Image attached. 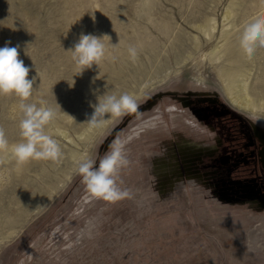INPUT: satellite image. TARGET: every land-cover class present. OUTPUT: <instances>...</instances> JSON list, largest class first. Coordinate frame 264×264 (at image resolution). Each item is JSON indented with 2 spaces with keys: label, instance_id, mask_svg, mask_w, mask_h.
<instances>
[{
  "label": "rangeland",
  "instance_id": "rangeland-1",
  "mask_svg": "<svg viewBox=\"0 0 264 264\" xmlns=\"http://www.w3.org/2000/svg\"><path fill=\"white\" fill-rule=\"evenodd\" d=\"M208 18L211 36L197 26ZM255 18L264 0H0V47L36 77L26 99L0 94V264H264V104L252 115L231 102L221 68L236 51H214ZM82 33L105 45L83 71ZM238 51L264 102V46ZM123 94L135 110L90 126L93 105ZM21 103L53 111L42 132L57 160L12 155ZM117 141L128 163L114 179L129 195L113 202L78 169Z\"/></svg>",
  "mask_w": 264,
  "mask_h": 264
},
{
  "label": "clouds",
  "instance_id": "clouds-1",
  "mask_svg": "<svg viewBox=\"0 0 264 264\" xmlns=\"http://www.w3.org/2000/svg\"><path fill=\"white\" fill-rule=\"evenodd\" d=\"M257 42L264 46V19L255 18L247 23L241 38V45L249 53ZM6 42L0 47V94H15L22 99L28 98L33 89L35 76L29 78L30 68L19 59L17 47H10ZM133 59L136 57L135 48H129ZM105 56V45L101 37L92 34H81L72 48V60L82 69L91 68ZM81 71V72H82ZM80 72V73H81ZM94 111L89 121L90 126H99L105 114L119 116L125 110H135L136 103L132 96L123 94L119 98L109 95L102 102L93 105ZM23 119L20 123L21 134L25 142L12 146L11 153L18 163L23 164L31 158L57 160L60 151L55 142L42 132L43 124L53 116V111L37 108L35 105L21 103ZM69 115V114H68ZM71 116V115H70ZM7 147L4 132L0 129V149ZM120 141H117L112 151L96 166L93 161L84 159L79 163V173L87 187L105 200L116 201L129 195L117 187L114 179L119 168L127 165L128 161L122 153Z\"/></svg>",
  "mask_w": 264,
  "mask_h": 264
},
{
  "label": "bare ground",
  "instance_id": "bare-ground-1",
  "mask_svg": "<svg viewBox=\"0 0 264 264\" xmlns=\"http://www.w3.org/2000/svg\"><path fill=\"white\" fill-rule=\"evenodd\" d=\"M230 13H231L230 10H228L226 12V17L230 16ZM197 26L200 28L202 32H204V34L209 35V36L213 34V29L215 28V24L212 18H208L204 20V22H201ZM229 31L230 30H226L225 32H223V34L221 35L223 37L222 44L216 45L214 49V51H216L217 48L219 49V47L222 46L224 52L236 51V54L228 59V61L234 62L236 64L221 68L224 74V81L226 83V91H227L228 97H230L231 102L237 108L243 111H246L252 115H256V112H255L256 109L262 107L264 102H262L261 99L256 97L254 93L255 88L249 87V85L247 84V80L249 79V74L247 72L248 69L245 65L246 64L245 61H243V58H242L243 54L238 51V47L241 42L240 43L239 42L236 43V41L235 42L231 41L228 43L226 42V40L228 39L227 37L229 35ZM6 151L7 149H3L2 153H6Z\"/></svg>",
  "mask_w": 264,
  "mask_h": 264
},
{
  "label": "flooded vegetation",
  "instance_id": "flooded-vegetation-1",
  "mask_svg": "<svg viewBox=\"0 0 264 264\" xmlns=\"http://www.w3.org/2000/svg\"><path fill=\"white\" fill-rule=\"evenodd\" d=\"M263 154V153H262Z\"/></svg>",
  "mask_w": 264,
  "mask_h": 264
}]
</instances>
